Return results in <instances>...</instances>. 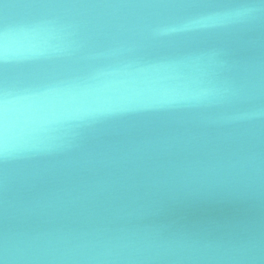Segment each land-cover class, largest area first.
Returning <instances> with one entry per match:
<instances>
[{
  "label": "water",
  "instance_id": "95a60500",
  "mask_svg": "<svg viewBox=\"0 0 264 264\" xmlns=\"http://www.w3.org/2000/svg\"><path fill=\"white\" fill-rule=\"evenodd\" d=\"M0 264H264V0H0Z\"/></svg>",
  "mask_w": 264,
  "mask_h": 264
},
{
  "label": "clouds",
  "instance_id": "9594fccd",
  "mask_svg": "<svg viewBox=\"0 0 264 264\" xmlns=\"http://www.w3.org/2000/svg\"><path fill=\"white\" fill-rule=\"evenodd\" d=\"M214 20H215V18H213V17H208V18H206V19L203 21V23L212 22V21H214Z\"/></svg>",
  "mask_w": 264,
  "mask_h": 264
}]
</instances>
